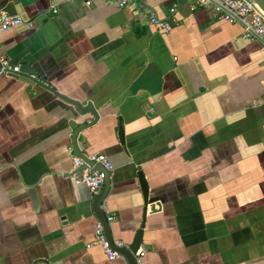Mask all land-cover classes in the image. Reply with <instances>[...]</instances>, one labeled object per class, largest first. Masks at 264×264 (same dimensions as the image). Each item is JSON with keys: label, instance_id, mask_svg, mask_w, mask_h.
I'll return each instance as SVG.
<instances>
[{"label": "crops", "instance_id": "obj_1", "mask_svg": "<svg viewBox=\"0 0 264 264\" xmlns=\"http://www.w3.org/2000/svg\"><path fill=\"white\" fill-rule=\"evenodd\" d=\"M128 2L0 0L22 20L0 33V55L36 81L0 74V264H127L85 246L97 220L69 177V124L85 122L78 150L112 167L114 242L142 224V264H264V46L187 0Z\"/></svg>", "mask_w": 264, "mask_h": 264}, {"label": "built area", "instance_id": "obj_2", "mask_svg": "<svg viewBox=\"0 0 264 264\" xmlns=\"http://www.w3.org/2000/svg\"><path fill=\"white\" fill-rule=\"evenodd\" d=\"M107 2L114 3L118 7H125L128 5V0H105ZM190 10L195 8H201L212 12L218 19H221L228 23H237L241 26V38L249 41H258L264 46V14L252 3L251 0H187ZM84 6H90L91 0H83ZM138 7L141 6L139 3ZM52 11H55L54 8ZM169 14L174 12V5H171L168 9ZM147 21L153 28L158 31L167 32L170 29V23L166 19L157 18L153 13L147 14ZM22 23L20 17L16 15H10L3 10H0V33L10 28H13ZM27 25H31V22H26ZM20 66L10 63L9 59L5 55H0V74L14 75L19 73ZM28 79L35 80L33 74L28 75ZM85 160H82L78 156H72V169L69 173V177L75 184H81L86 187L90 197L96 193L102 183L101 173L95 169V164H100L105 170L110 171L111 165L106 159V156L102 153H89L86 154ZM90 162V163H89ZM102 209V204H101ZM103 210V209H102ZM106 221L109 222L113 219V215L103 210ZM93 241L87 243L85 246L89 247L91 244H97L104 255L108 259L121 256L113 250L108 241L105 238L101 224L96 221L94 228ZM113 244L117 247L125 246L119 241H113ZM143 251L138 249L134 253V259L136 264H142L141 258Z\"/></svg>", "mask_w": 264, "mask_h": 264}, {"label": "water", "instance_id": "obj_3", "mask_svg": "<svg viewBox=\"0 0 264 264\" xmlns=\"http://www.w3.org/2000/svg\"><path fill=\"white\" fill-rule=\"evenodd\" d=\"M252 3L264 14V0H251ZM20 70L25 72V76L26 78H28L27 74H33V70H31L29 68V65L27 63H24L20 66ZM29 82H34L32 79H27ZM36 82V81H35ZM50 91H52L53 93H55L58 97H60L61 99L65 100L66 102L70 103L71 105L74 106V108L76 109V111L82 115V114H90L93 118V120L95 121L97 119V114L96 112L87 106H81L78 102L64 96L61 95L59 93H56L55 91H53L51 88L47 87ZM91 124V122H85L83 124H77V123H70V127L73 129L71 135H70V140H71V144L73 146V151L75 153L76 156L80 157L82 160H85V155L83 152L79 151L75 140H76V136L77 134L82 131L83 129H85L87 126H89ZM117 139L119 141L120 144L123 143V134H122V123L121 120L118 118V125H117ZM90 163V162H89ZM95 169H97L99 171V173H101V178H102V183L101 186L99 188V190L94 193L91 197V210L96 218V220L101 224L102 229H103V233L105 235L106 240L109 243V246L113 249L116 250V252H118V254H120L126 261L127 264H136L135 263V259H134V252L135 250L138 248L140 241H141V229H142V224L139 226V229L136 230L134 237L132 239V241L130 242L129 245L127 246H122V247H117L113 244V240L111 237V233H110V229H109V225L108 222L106 221V217L104 214V211L101 209V204L106 196L107 190H108V184H109V171L105 170L100 164H95ZM137 175V179H138V183H139V187H140V191H141V195H142V200L143 203H146V199H147V186L146 183L144 181V177L141 171H137L136 173Z\"/></svg>", "mask_w": 264, "mask_h": 264}]
</instances>
